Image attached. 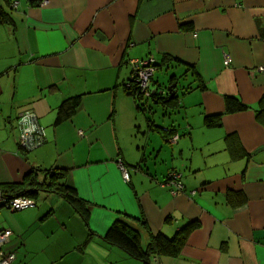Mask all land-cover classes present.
<instances>
[{
  "label": "crops",
  "instance_id": "crops-1",
  "mask_svg": "<svg viewBox=\"0 0 264 264\" xmlns=\"http://www.w3.org/2000/svg\"><path fill=\"white\" fill-rule=\"evenodd\" d=\"M0 6L9 14L0 19V184L20 195L34 173L42 180L57 169L54 181L89 204L86 222L57 191H37L35 206L22 211L0 207L12 264H142L103 241L116 219L134 227L142 248L159 233L181 232L179 250L149 264H264V0ZM148 57L155 71L187 81L177 104L139 111L125 90L129 61ZM77 94L80 106L56 124L60 102ZM226 97L246 109L226 113ZM28 108L45 142L24 152L17 117ZM216 115L219 125L207 126L204 117ZM155 126L175 129L177 140ZM172 171L183 184L175 195L163 184Z\"/></svg>",
  "mask_w": 264,
  "mask_h": 264
},
{
  "label": "trees",
  "instance_id": "trees-1",
  "mask_svg": "<svg viewBox=\"0 0 264 264\" xmlns=\"http://www.w3.org/2000/svg\"><path fill=\"white\" fill-rule=\"evenodd\" d=\"M31 3L34 2L32 1ZM8 16L9 14L3 9L2 6H0V19L9 21L7 20ZM164 58L166 59L167 57L165 56ZM156 65L157 62H155V66ZM174 80H176V75H169L168 83L171 84ZM151 81L152 85L155 86L157 89L151 91L147 96L144 95V93L142 92V88H140L138 84L134 82V80H131L129 78L125 84V90L134 98V102L139 111L144 110V107L148 102L159 104L163 107H169L177 104V91L174 98L169 100L166 92V87H162L161 85H159V82H157L154 77L151 78ZM158 88H161L164 94L159 93ZM189 88V85L180 87V89H182V92L187 91ZM81 99L82 95L77 94L62 100L59 106L57 107L55 123L59 124L65 121L66 119L70 118L71 115L80 106ZM263 102L264 100H262L261 103ZM244 109H246V106L241 104L238 99L233 97H226V113H234L236 111ZM262 111H264V108L262 109ZM219 120L220 115L204 117V121L207 126L219 125ZM167 129L168 130H163V127L161 126L156 128V130L159 131V133H161V135L165 138H167L175 130L171 127H167ZM36 174L37 173H34L33 175H35V177L29 179V181L26 182L28 188L21 192L20 195L15 193L14 195L10 196L8 193H6V188L2 187V185L0 184V190L2 192V195H4V197H6L7 199H11L13 197L18 196H27L33 199L34 193L39 190L53 192L57 191L58 193L62 194L69 203L72 204V206L77 210L80 217L85 222L87 221L89 214V204L77 196L76 190L73 187L64 184L60 185L54 181L55 177L57 178L61 174H63L62 171L57 169L48 170L46 171L45 176L44 178H42V180L37 179ZM188 227H191V223L185 229H188ZM180 233L181 232H179L176 237L171 239H168L164 235L159 233L151 238L146 248H142L140 243V236L138 232L134 229V227H132L128 222L123 219H116L108 227L102 239L108 245L119 247L126 253V255L133 259L139 260L140 262H142V264H149V257L152 255H159L162 252H170L175 254L179 250L183 242V237L180 236Z\"/></svg>",
  "mask_w": 264,
  "mask_h": 264
},
{
  "label": "built area",
  "instance_id": "built-area-1",
  "mask_svg": "<svg viewBox=\"0 0 264 264\" xmlns=\"http://www.w3.org/2000/svg\"><path fill=\"white\" fill-rule=\"evenodd\" d=\"M155 60L153 57H148L146 59H131L129 61L130 65V74L129 78L134 80L138 84L140 88H142V92L144 95H148L156 87L151 88L152 81L151 78L154 75V71L156 69ZM225 65L228 64V59L226 58L224 61ZM259 71L264 72V66L259 68ZM158 92L161 94L163 90L158 88ZM17 127L19 132L18 144L21 150L25 152H30L34 149H37L45 142L44 132L42 128L39 126L37 117L31 109H23L17 118ZM163 130H168L164 129ZM177 135L169 136L168 141L174 142L177 140ZM122 178L125 182L130 181V174L128 169L122 164V162L118 161ZM170 189L171 194L175 195L178 192L183 190V184L181 182V174L178 172L172 171L167 175L166 181L163 183ZM35 206V201L27 196H18L13 197L11 199H7L2 195L0 190V207H3L12 212L22 211L28 208H32ZM9 230H0V264H12L16 255L14 252H4L2 250V246L9 240L10 238Z\"/></svg>",
  "mask_w": 264,
  "mask_h": 264
},
{
  "label": "rangeland",
  "instance_id": "rangeland-1",
  "mask_svg": "<svg viewBox=\"0 0 264 264\" xmlns=\"http://www.w3.org/2000/svg\"><path fill=\"white\" fill-rule=\"evenodd\" d=\"M173 72H175V73H177L176 71H173ZM155 74L153 75V77L155 78V80H157V81H159V85H161L162 87H167L169 84L166 82V79H167V77H169V75H171V73H169L168 75L162 70V71H159V70H156L155 72H154ZM174 74V73H173ZM187 83V81L185 80V78H183V77H180V79H179V85L180 86H182V85H185ZM178 85V87H177V93H178V91H180V86ZM160 86V87H161ZM155 86H152L151 88H154ZM150 105H152V106H154L153 105V103L152 102H150L149 103ZM151 106V107H152ZM160 112V111H159ZM155 113H158V111L157 112H155ZM158 117V116H157ZM163 118H166V117H164V116H162L161 117V119H163ZM171 119H167V123H168V121L169 120H172V121H174L173 119H174V115H171V117H170ZM171 121V122H172ZM170 123V122H169ZM161 125V124H160ZM162 127V126H161ZM156 137H158V139H162L161 138V134L159 135L157 132L154 134ZM39 148V147H38ZM170 148V147H169ZM35 150V149H34ZM166 150H168V152H164V154H165V156H168L169 157V160H171V151H170V149H167L166 148ZM33 151V150H32ZM131 151H132V149H131ZM31 152V151H30ZM151 156H153V153L151 154ZM151 156H148V154H147V157H150V159H148V161H149V163L150 162H153L154 160H152V158L153 157H151ZM129 169V168H128ZM129 171V170H128Z\"/></svg>",
  "mask_w": 264,
  "mask_h": 264
},
{
  "label": "water",
  "instance_id": "water-1",
  "mask_svg": "<svg viewBox=\"0 0 264 264\" xmlns=\"http://www.w3.org/2000/svg\"><path fill=\"white\" fill-rule=\"evenodd\" d=\"M176 75V74H174ZM181 76L179 75H176V80H174L171 84H169L167 87H166V92H167V95H168V99L171 100L174 98V96L176 95V91H177V87L179 85V79H180ZM18 118V117H17ZM164 129H167V127H163ZM12 212V211H11Z\"/></svg>",
  "mask_w": 264,
  "mask_h": 264
}]
</instances>
